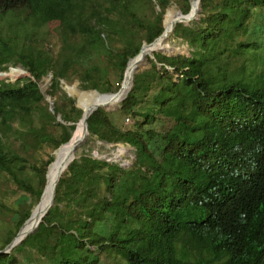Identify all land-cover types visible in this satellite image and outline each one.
Instances as JSON below:
<instances>
[{"label": "trees", "instance_id": "1", "mask_svg": "<svg viewBox=\"0 0 264 264\" xmlns=\"http://www.w3.org/2000/svg\"><path fill=\"white\" fill-rule=\"evenodd\" d=\"M171 1L0 0V72L20 62L31 75L0 80V219L7 223L0 249L42 196L54 160L38 158L43 145L69 141L82 116L61 78L118 91L143 44L133 28L153 41ZM191 2L183 0V13ZM196 19L175 28L191 55L154 52L162 65L153 61L135 75L118 110L99 108L88 120L100 140L136 149L132 165L76 157L53 207L0 253V264H264V0H202ZM54 20L63 29L53 52L37 35ZM49 73L54 112L40 87ZM59 114L67 123L57 122ZM13 185L21 192L14 199Z\"/></svg>", "mask_w": 264, "mask_h": 264}, {"label": "rangeland", "instance_id": "2", "mask_svg": "<svg viewBox=\"0 0 264 264\" xmlns=\"http://www.w3.org/2000/svg\"><path fill=\"white\" fill-rule=\"evenodd\" d=\"M145 4L146 5L144 6V9L146 8V11L149 14V17H151V19H152L153 13H154V9L152 7V3L148 2V3H145ZM182 6H183V0H172L171 1L169 7L167 8V10H169V9L170 10H169V12L167 14V17H166V24L167 23H168V25L170 24L169 18H170L171 15L173 16V15L179 13V12H177L176 8L182 11ZM172 7H175V8H172ZM154 8L157 11L160 10V6L158 4H156ZM199 15L200 14H198V16ZM198 16H197V18H198ZM164 20H165V16H164ZM164 20H163V24H164ZM195 20H197V19H195ZM195 20H193L190 24H192ZM177 25H180V24H177ZM175 28H176V26H175ZM62 29H63V23H62L61 20H54V21L48 22L44 27L41 28L40 32L38 33V35H37V39H38L37 40V44L38 45L42 44L44 46H47L50 49H52L53 52H54L53 43L59 42V38H60ZM133 30L136 33L135 37L133 39V40H135V42H142V43L143 42H147V40L145 38L146 31H141L139 29V27H137V26L134 27ZM166 44L168 45V47L163 48L161 50H157L155 52H162V53H165V54H168V55H177V54L191 55V51L194 49L187 43V41H185L183 39V37H181L178 34L176 29L173 30V32L170 34V37L166 40ZM57 50L58 49H56V52H57ZM152 55L154 56V54H152ZM242 57L249 58L250 55L246 54V55H244ZM152 58L153 57H151V56H149L147 58L146 63L141 67V71H144V70L146 71V70L151 69L152 62H153ZM242 63H243V59H238V60H236V61L231 63L230 69L231 70H236V69L239 68V65H241ZM11 67H15L17 69L16 70L12 69L11 71L8 70L9 72L7 71V73L5 75L1 74L2 76H0V80L5 79L7 81L15 82L17 80H20V79H23V78H25L27 76H30V74L29 73L26 74V72H23V74H21L22 72L20 74H17L19 69H23L24 68L20 62H18L16 66H11ZM171 71L173 72L175 78H177L179 76V73L175 72V70L171 69ZM254 76H256V75L254 74ZM129 77H130V75H129ZM115 79L116 78L113 77V80H115ZM41 81L43 83V80H41ZM67 83L70 84V85H73V84L77 83L78 84L77 88L79 89V87H80L81 89L84 90V88L81 86V81L79 79L74 78L70 82H67ZM116 83L117 82H115V84ZM51 85H52V83H50L48 85L49 87L46 89L47 93H48V90L51 88ZM61 88L63 90H65L63 87H61ZM72 91L74 93H76L78 90L76 88H73ZM66 93H67V91H66ZM78 96H80V98H81L79 103L82 104L83 106L86 105L85 107L87 108V107L93 105L95 98L97 96H99V95H91L90 91H87V92H80L79 94H77V96H75V98L74 97H72V98H74L77 101L76 97H78ZM85 96L88 97L87 101H86V97ZM56 97L57 96H55L54 98L51 97V99L55 102L56 101ZM46 102L49 103L47 100H46ZM110 104L111 105H115V104H117V102L108 103V105H110ZM118 105L120 107L121 106V102ZM118 105H115V106H112V107H107V108H108V110H116ZM116 115H117V118L119 119V121L122 122L123 117H125V115L123 113H121V112H117ZM57 122H62V121L57 120ZM62 123H64V122H62ZM54 126H55V124L50 126V130H52L51 132H53L55 135L61 134V133H57L56 132L57 129L54 128ZM80 126H81V124H80ZM53 128H54V130H53ZM11 140L13 142V146L18 149L19 148V144L22 141L20 136L16 135ZM54 150H55L54 146L51 143L47 142L46 145L45 144L43 145V150L38 155V158L39 159H46V158H48V154H52L53 155ZM32 153L34 155L37 154V152H33V151H32ZM84 155L94 156V157H98V158H101V159H107V160H110L111 162L120 163L121 165L127 167V166L132 165V163L135 161V159H136V149L132 145L127 144V143H122V142L107 143V142H105L103 140H100L97 135H93L92 133H90L88 135L87 139L85 140V142L81 145V148L78 150L76 157L80 158V157H82ZM61 162L63 163L64 160L61 161ZM0 179L1 180H5V179H3V176H2L1 173H0ZM9 192L11 193L13 199L21 194L20 190L15 185H13V186H11L9 188ZM6 224L7 223L5 221L0 219V245H2L1 237L3 236V231L5 230L4 227H5ZM10 227L11 226H8L7 228H10ZM16 254L18 255V257L22 258V254L20 252H16ZM195 256L196 257H202L203 254L196 252Z\"/></svg>", "mask_w": 264, "mask_h": 264}, {"label": "water", "instance_id": "3", "mask_svg": "<svg viewBox=\"0 0 264 264\" xmlns=\"http://www.w3.org/2000/svg\"><path fill=\"white\" fill-rule=\"evenodd\" d=\"M194 1L195 0H192L191 2V9L193 7V4H194ZM201 1V5H200V9L198 11V13H194L192 15L191 12V9L188 13H183L181 10H178L180 13H183L182 14V18L179 19L177 21V24H190L193 20H195L198 16V14H200L201 10H202V0ZM173 8V7H172ZM168 11L166 12L165 14V17L167 15ZM185 20H189L188 22L185 21ZM165 21V20H164ZM170 37V34L169 33H166V30H165V24H163V31L162 33L156 37L153 41L151 42H143L139 52L136 54V56H134L133 58H131L129 61H128V64H127V67H126V70H125V74H124V79L122 81V84H121V87L118 91L116 92H100L98 89H81L80 87V90L85 92V91H90V92H95V93H98L100 95H108L110 98H116L121 90L123 89L124 87V83L126 81V72L128 70V67H129V64L131 63V61L133 60H145L147 59L149 56L153 57L152 60L156 62V64L158 66H161L162 64L159 63L156 58H155V55L153 56L152 54H154L155 51L157 50H161V49H158V46L160 44V42L162 41V39L164 38V40L168 39ZM141 67L142 66H138L136 67V71L134 73V76L132 78V83H131V87L130 89L128 90V92L126 93V95H123V97L121 98V101L122 102L128 95V93L131 91V89L133 88L134 86V78H135V75L141 71ZM12 69H17L15 67H10L9 71H11ZM24 72H27V74L29 73L26 69H22ZM8 71V72H9ZM0 73H7V71H1ZM30 74V73H29ZM31 76V75H30ZM35 79V78H34ZM52 79H53V74L52 73H49L46 77H44L42 80H43V83L41 81L40 83V87H41V91L42 93L45 95L46 97V100L50 103V109L54 112L55 111V102L51 99V95L49 93H47L46 89L49 87L48 85L50 83H52ZM45 82V83H44ZM61 86L67 91L68 95L71 96V97H74L75 96L70 92V88L72 87H77L78 84L75 83L73 85H70L67 83V81L63 78H61ZM77 98V97H76ZM119 102V103H120ZM118 103V104H119ZM76 104L77 106L81 107L82 110H83V113H82V116L79 120V122L77 123V127L80 123H83L84 124V129H85V134L84 136L80 137V136H77L76 137V130L74 132V134L72 135V137L69 139V141L61 144L57 149L54 150L53 152V155H54V160L51 162V164L48 166V170H47V174H46V178H47V181H46V185H45V188L43 190V193H42V196L39 200V202L34 206L33 210H32V213L31 215L29 216V218L26 219V221L23 223V225L21 226V228L19 229L18 233L16 234V236L12 239V241L7 244L3 249H0V253H10L13 248H15L16 246H18L28 235L32 234L37 228L38 226L40 225V223L43 221V218L47 215V213L49 212V210L53 207L54 203H55V199H56V190H57V186L61 180V178L63 176H65L67 174V172H69V168H70V165L74 162V160L76 159V155H77V152L78 150L81 148V145L85 142V140L87 139L88 135L90 134V131H89V124H88V120L90 118V116L96 111L98 110L99 108H103V109H108L106 108L105 106H102L100 107V105H95V106H89L87 108H85L82 104L79 103L78 99L76 101ZM57 119L59 121H62L64 123H66L63 119H62V115L59 114L57 116ZM76 127V129H77ZM88 133V134H87ZM71 145V150H70V157L69 159L66 160L65 163H62V165L60 166V169L58 170V178H57V181L54 185V189H53V197H52V200L48 206V208L44 211V213L41 215L40 219L37 220V222L32 225L30 228H28V225L30 224V222L32 221V219H34L35 215L37 214V212H39L41 209H42V205H43V202L44 200L46 199L47 195H48V192H49V183H48V173L50 171V169L55 166L57 164V159H58V155L59 153H62L65 148L67 146ZM27 229V231H26Z\"/></svg>", "mask_w": 264, "mask_h": 264}, {"label": "bare ground", "instance_id": "4", "mask_svg": "<svg viewBox=\"0 0 264 264\" xmlns=\"http://www.w3.org/2000/svg\"><path fill=\"white\" fill-rule=\"evenodd\" d=\"M195 1H194L193 7H192L191 12H190V13H192V15L194 13H198V11L200 9V5H201V1L200 0H195ZM173 8H175V7H173ZM169 10H168V12H169ZM176 10H177V12H179L178 11L179 9L176 8ZM182 14L183 13L173 15L174 16V18H173V24H172V26L170 28L168 27V23L166 24V17H167V15H166L165 21H164V24H165V27H166V29H165L166 30V33L171 34L173 32L175 26L177 25V21L179 20V18L181 19L183 17ZM185 21L188 22L189 20H185ZM165 43H166V39L164 40V38H163L162 41L160 42L159 46H158V49L161 48ZM144 61H145L144 59L143 60H139V61L138 60L131 61V63L129 64L128 70L126 72L127 75H126V81L124 83V87L121 90L120 94L116 98H110L108 95H100V94L95 93V92H90L91 95H99V96H97L95 98L94 103H93L92 106L100 105V107L105 106L107 108V107H112V106L118 105V103L121 101V98L123 97V95H126V93L128 92V90L131 87L132 78H133L134 73L136 71V67L142 66L144 64ZM23 72L24 71L22 69H19V71L17 72V74H20V73L23 74ZM0 74H6V73H0ZM26 74H27V72H26ZM129 75H130V77H129ZM127 79H128V82H127ZM77 87L70 88V92L74 96H77V94H79L80 92H83V91H80L79 90L80 88L78 89ZM73 88H76L78 91L76 93H74L72 91ZM85 92H87V91H85ZM87 99H88V97H86V101H87ZM114 102H117V104H115V105H111V104L108 105V103H114ZM80 124H81L82 127L80 126ZM80 124L78 125V127H77L76 130H78V132L80 131V137H82V136H84V134L86 132H85V129H84V124L83 123H80ZM68 147H69V153L67 155H63V156H62L63 152L62 153H59L58 159H57V164L55 166H53L50 169L49 173H48V183H49V192H48V195H47L46 199L44 200L43 205L41 206L42 209L39 212H37V214L35 215L34 219H32V221L28 225V228H30L32 225H34L37 222L38 219H40L41 215L48 208V206H49V204H50V202L52 200L54 185H55V183L57 181V178H58V170L60 169V166L62 165L61 164L62 163L61 161L64 160L63 163H65L66 160L69 159V157H70L71 145H69ZM26 231H27V229H26Z\"/></svg>", "mask_w": 264, "mask_h": 264}]
</instances>
